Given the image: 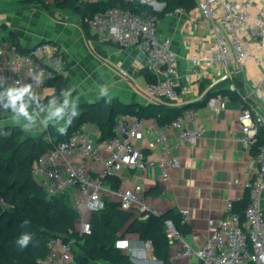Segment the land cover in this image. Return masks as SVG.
Returning <instances> with one entry per match:
<instances>
[{
  "label": "built area",
  "instance_id": "obj_1",
  "mask_svg": "<svg viewBox=\"0 0 264 264\" xmlns=\"http://www.w3.org/2000/svg\"><path fill=\"white\" fill-rule=\"evenodd\" d=\"M196 1L202 16L213 29V44L209 47L208 56L191 57V76L201 79L207 69L215 65L228 68L229 59L233 56L238 69L228 68L220 77V81H232L248 60L255 58L260 63V58L253 54V46L256 44L264 47V3L257 5L254 0ZM253 7H258L255 14L251 12ZM85 21L100 43L110 42L124 48L138 47L145 54L148 68L158 76L156 82L145 88L149 102L167 99L176 103L182 100L184 92L177 86V57L171 40H160L157 36L160 22L158 17L110 8ZM66 69V56L59 44L44 42L21 53L12 42L2 43L0 101L9 97V89L21 91L25 87H28V91L23 96L33 100L39 89L49 86V82L62 76ZM262 86L264 79L260 86L246 88L240 95L241 140L246 147H252L259 129H264ZM231 87L238 91L235 84ZM208 103L216 109L225 107V102L218 97L211 98ZM187 118L195 120L194 109L186 110L185 114L166 127L178 130V143L195 146L203 138L205 130L198 123H195L194 128H188L185 125ZM146 122L145 118L120 115L114 130L115 136L101 144L88 137L86 125H83L81 131L67 141L58 143L35 161L34 176L48 181L46 191L49 196L74 190V206L81 210L78 222L80 236H88L92 232L87 215L91 216L104 207L103 180L107 175L118 176L124 169L143 171L159 168L162 181H167L169 171L181 166L180 159L172 153L167 136L160 129L154 130L155 140L150 144L151 148L155 145L163 146L157 158L148 156L136 147L135 141L141 137ZM75 156L80 157L79 163L72 162ZM252 170L253 179L247 184L249 202L244 211V219L234 211V204L228 203L224 219L200 249L194 251L190 245L185 244L180 256H196L197 264H264V146L259 149ZM113 194L124 211L163 215L148 203L142 183L132 187L121 184ZM0 204L6 206L2 199ZM189 214V209L181 211L183 222H187ZM165 224L170 244L182 240L183 234L171 220ZM146 244L152 246L150 241ZM75 245V240L53 238L48 242L47 257L39 260V263L72 264ZM116 247L123 250L128 247V242L119 240Z\"/></svg>",
  "mask_w": 264,
  "mask_h": 264
},
{
  "label": "crops",
  "instance_id": "obj_2",
  "mask_svg": "<svg viewBox=\"0 0 264 264\" xmlns=\"http://www.w3.org/2000/svg\"><path fill=\"white\" fill-rule=\"evenodd\" d=\"M140 1L158 8V11L164 8V4L160 6L156 3L157 0ZM254 1L257 5L264 3V0ZM257 11L258 7L251 10L254 14ZM10 35L27 52L40 42L59 44L67 60V69L62 75L63 93L51 101L48 108L37 109L34 113L30 111L27 115L28 120L32 119L29 126L34 125L30 129L32 132H38L45 125L51 126L55 132H61L60 129L65 132L73 118L75 106L101 101L108 103L115 99L124 104L150 103L145 88L151 80L146 77V72L151 74L153 80L157 81L158 76L148 68L145 54L138 47L124 48L109 42L106 45L100 43L106 54L105 58L102 57L94 52L93 42L87 38L79 17L72 12L59 11L52 17L40 9L20 5L19 0H0V44L10 42ZM157 36L160 40H171L177 57V86L184 94L176 104L187 107L186 110H195V120L187 118L185 125L192 129L198 123L205 133L195 146L180 144L176 139L178 130L160 127L154 120L147 119L141 137L135 141L136 147L148 156L157 158L163 146L151 148L150 144L155 140L154 130L160 129L167 136L172 153L180 159L181 166L169 171L167 181H162L159 168L143 171L124 169L118 177L127 187L142 183L148 203L162 214L171 209L179 213L189 209L186 222L189 230L183 234L182 240L171 244L170 256L173 264H197L196 256H180L184 245H190L194 251L200 249L224 219L227 204L242 205L248 198L247 184L253 179L252 166L259 149L246 147L241 140L239 97L228 94L217 96L225 102L223 108H213L208 102L202 106L193 105L203 98L201 87L207 89L220 82V77L228 68L238 69L235 58L231 56L228 68L215 65L207 69L201 79L191 76V57L208 56L209 47L213 44V29L202 16L198 3L190 10H176L162 17ZM253 54L260 58V63L255 58L248 60L240 68L239 74L233 77L241 82L244 90L260 86L264 79V47L255 44ZM262 90L261 100L264 103V87ZM57 91L60 92L54 86L41 88L35 99L44 101ZM58 109H63L59 115L56 114ZM85 131L91 140L98 142L100 131L95 123L86 124ZM72 162L79 163L80 157L75 156ZM35 180L46 189V179L35 177ZM113 191L110 185L104 183L105 202H117ZM67 193L69 202L74 205L72 193ZM262 207L264 210V192ZM121 240L128 242V247L122 251L130 256L132 264H160L153 256L152 246H147L145 241L135 236H126Z\"/></svg>",
  "mask_w": 264,
  "mask_h": 264
},
{
  "label": "trees",
  "instance_id": "obj_3",
  "mask_svg": "<svg viewBox=\"0 0 264 264\" xmlns=\"http://www.w3.org/2000/svg\"><path fill=\"white\" fill-rule=\"evenodd\" d=\"M164 4L161 11H156L151 5L140 0H107L91 2L88 0H19V4L47 12L55 17L59 11H69L77 15L87 38L93 42L94 52L106 57L102 45L86 23L99 12L110 8L130 10L137 14L154 15L161 19L178 9L190 10L197 6L196 0H157ZM9 41L23 49L13 35ZM145 73V72H144ZM151 83V74L146 72ZM235 84L237 90L232 89ZM59 90L50 98L40 101L22 96L14 108L10 98L0 101V112L8 110L18 111L23 104L26 107L33 101L38 110L48 108L59 94L63 93L62 76L49 82ZM244 89L237 79L220 81L211 87L200 88L203 98L194 106H202L211 98L220 95L239 97ZM187 107L177 105L175 102L163 99L150 102L147 105L124 104L119 100L111 102H97L75 106L73 118L65 132L45 131L38 137L22 135L19 127L0 130V136L5 135V142H0V199L6 206L0 204V264H40L48 255V242L53 238H62L65 241L75 240V257L72 264H91L93 261L103 260L113 264H132L130 256L116 247L117 241L126 236L152 243L153 256L162 264H173L170 256L171 244L166 236V221L171 220L177 230L185 234L189 230L187 223L183 222L181 213L171 209L161 216L139 214L134 211H124L118 201H104V207L94 212L89 222L91 234L80 236L78 221L81 213L77 207L69 202L68 193L73 195L74 190L49 196L46 189L40 185L33 173L35 161L52 150L58 143L67 141L73 134L81 131L82 126L95 123L99 127V143L111 140L115 136L117 118L120 115L137 116L154 120L160 127L171 124L183 114ZM10 130V131H8ZM264 146V129L260 128L253 149ZM104 183L117 190L121 187L122 179L117 175H107ZM248 198L242 205L234 204V211L244 219V211L248 205ZM148 216L147 219H143ZM28 237L26 244L22 243ZM76 260V261H75Z\"/></svg>",
  "mask_w": 264,
  "mask_h": 264
},
{
  "label": "rangeland",
  "instance_id": "obj_4",
  "mask_svg": "<svg viewBox=\"0 0 264 264\" xmlns=\"http://www.w3.org/2000/svg\"><path fill=\"white\" fill-rule=\"evenodd\" d=\"M36 110H37V106L34 104L33 101L29 104L27 108H25V112L27 113V115L30 111L34 113ZM27 115L20 113L19 111L16 110H8V111L0 112V130L6 128L11 129L12 127H19L21 129V134L23 136L29 135L32 137H38L40 134H42L45 131H49L52 134L55 132V130H53L52 127L49 125L42 126L41 130H39L38 132L30 131V129H32L34 125L32 124L29 126L32 119L28 120ZM5 141H6L5 135L3 134L0 136V142H5ZM91 264H109V263L103 260H97L91 262ZM150 264H155V262H151Z\"/></svg>",
  "mask_w": 264,
  "mask_h": 264
},
{
  "label": "clouds",
  "instance_id": "obj_5",
  "mask_svg": "<svg viewBox=\"0 0 264 264\" xmlns=\"http://www.w3.org/2000/svg\"><path fill=\"white\" fill-rule=\"evenodd\" d=\"M27 91H28V87H25L21 91H15L14 89H9L7 95L9 96L10 102L14 108L16 107V102L21 100L22 96L24 95V92H27ZM65 104H67V101H65ZM18 111L20 113L27 115V113L25 112V106L23 104L19 106ZM62 111L63 109H58L56 114L59 115ZM60 131L63 133L64 129H60ZM27 241H28V237H25L22 243L26 244Z\"/></svg>",
  "mask_w": 264,
  "mask_h": 264
},
{
  "label": "water",
  "instance_id": "obj_6",
  "mask_svg": "<svg viewBox=\"0 0 264 264\" xmlns=\"http://www.w3.org/2000/svg\"><path fill=\"white\" fill-rule=\"evenodd\" d=\"M156 3H157L158 5H160V6L163 5V3H160V2H156ZM154 9H155L156 11H158V8L154 7ZM41 43H44V42H40V43H37V44H41ZM37 44H35V45H37ZM35 45H34V46H35ZM34 46H33V47H34ZM33 47H32V48H33ZM159 263L162 264L161 262H159Z\"/></svg>",
  "mask_w": 264,
  "mask_h": 264
}]
</instances>
